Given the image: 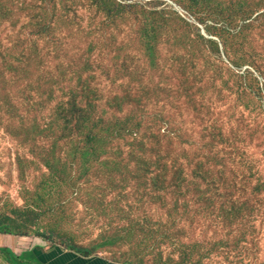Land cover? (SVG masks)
I'll return each instance as SVG.
<instances>
[{
  "label": "rangeland",
  "instance_id": "obj_1",
  "mask_svg": "<svg viewBox=\"0 0 264 264\" xmlns=\"http://www.w3.org/2000/svg\"><path fill=\"white\" fill-rule=\"evenodd\" d=\"M0 238L264 264V0H0Z\"/></svg>",
  "mask_w": 264,
  "mask_h": 264
},
{
  "label": "crops",
  "instance_id": "obj_2",
  "mask_svg": "<svg viewBox=\"0 0 264 264\" xmlns=\"http://www.w3.org/2000/svg\"><path fill=\"white\" fill-rule=\"evenodd\" d=\"M14 238H0V257L2 258L1 261L6 262L7 264H14L11 262V259L8 258L7 253L2 252L3 249H8L12 254H14L17 257H20L21 260H23L24 264H33V259H30L29 257H26V251L20 252V246L21 243L17 241V245ZM41 245H37L32 248V252L34 253L35 257L37 258L39 262L42 264H114L110 262H105L101 259H90L82 256H74L68 252H61L60 250H57L56 252L49 254L43 252V248H41ZM17 248V249H16ZM55 251V250H54ZM24 254V256H23ZM26 258V259H25ZM18 264V263H15ZM40 264V263H39Z\"/></svg>",
  "mask_w": 264,
  "mask_h": 264
},
{
  "label": "trees",
  "instance_id": "obj_3",
  "mask_svg": "<svg viewBox=\"0 0 264 264\" xmlns=\"http://www.w3.org/2000/svg\"><path fill=\"white\" fill-rule=\"evenodd\" d=\"M2 233L3 234H16V235H19L16 232H14L13 230H11L10 228L4 229ZM2 252L7 253V256H9L8 258H10L11 262L14 263V264L15 263H18V264H24L25 263L23 260L20 259V257L15 256L8 249H3ZM79 253L81 255H83L84 257H88L90 255V253L88 251H85V250H80Z\"/></svg>",
  "mask_w": 264,
  "mask_h": 264
}]
</instances>
